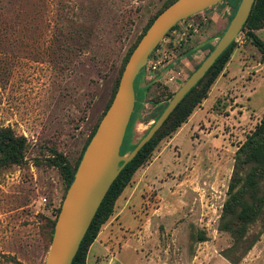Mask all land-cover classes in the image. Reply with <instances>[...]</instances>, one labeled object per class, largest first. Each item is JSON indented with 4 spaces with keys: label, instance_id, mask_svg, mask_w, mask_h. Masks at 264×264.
Wrapping results in <instances>:
<instances>
[{
    "label": "rangeland",
    "instance_id": "1",
    "mask_svg": "<svg viewBox=\"0 0 264 264\" xmlns=\"http://www.w3.org/2000/svg\"><path fill=\"white\" fill-rule=\"evenodd\" d=\"M172 1L0 0V128L26 139L22 162L0 165V264L45 263L68 189L63 163H79L132 50ZM238 1L174 26L177 43L185 36L176 51L181 76L166 85L140 71L121 148L131 151L207 57ZM247 33H239L223 69L204 76L180 105L177 116L193 107L186 121L172 130L174 116L162 128L85 264H264L262 222L250 232L261 229L251 249L229 253L238 262L226 255L232 234L220 228L240 148L264 118V51ZM254 33L264 43V26Z\"/></svg>",
    "mask_w": 264,
    "mask_h": 264
},
{
    "label": "water",
    "instance_id": "2",
    "mask_svg": "<svg viewBox=\"0 0 264 264\" xmlns=\"http://www.w3.org/2000/svg\"><path fill=\"white\" fill-rule=\"evenodd\" d=\"M222 1L175 0L164 8L146 29L132 50L114 97L82 154L56 218L44 264L72 263L100 204L123 166L154 136L185 95L206 75L216 59L242 31L255 0L240 1L213 50L175 91L136 147L121 154L125 133L135 109V81L146 65L149 55L180 21Z\"/></svg>",
    "mask_w": 264,
    "mask_h": 264
},
{
    "label": "trees",
    "instance_id": "3",
    "mask_svg": "<svg viewBox=\"0 0 264 264\" xmlns=\"http://www.w3.org/2000/svg\"><path fill=\"white\" fill-rule=\"evenodd\" d=\"M224 1L225 0H223L222 2ZM240 1L241 0H239L236 6H234V12L230 15L229 21L232 19ZM263 26L264 0H255L252 6L251 13L242 30L247 28V34H249L252 40L256 44H258L264 51V43L254 33V30L259 29ZM234 45L235 40H233L232 43L227 47V49H225L224 52L216 59L213 66L207 71L206 75H208L212 70H215L217 74L223 69ZM213 48L214 46L211 47V51L213 50ZM181 57H183V55ZM202 80L203 78L197 83V85L200 84ZM197 85L194 86L185 95L183 100L178 104V106L164 122L161 128L138 151L136 156L123 166L120 173L110 186L102 203L100 204L71 264H85L88 248L97 237L100 226L111 215L115 200L118 198L122 190L127 186L137 168L146 161L147 157L155 148L156 144L161 138L159 134L162 128L167 124V122L174 118V116H177L176 112L178 111L180 105L184 102L187 96L195 90ZM206 92L207 89L199 98L198 102L201 101L200 99L206 97ZM173 94L169 97L168 100L172 98ZM167 104L165 105V107L167 106ZM164 108L156 116V119L159 117ZM192 109L193 107L188 109L183 114L175 117L176 119L175 123L172 125V130H175L184 121H186L187 117L191 114ZM94 132L95 131H93L92 135L87 141L86 146L89 143ZM263 134L264 118L262 122L257 126V128L248 136V139L240 148V154L242 157L237 159L234 170L235 172L229 184L228 197L224 205L223 214L221 216L220 228L230 232L234 240V245L230 249H228V254H226L227 256H229L232 262H238L241 257L233 258L231 257V255H229V253L231 254L233 252H239V255L242 256L249 249H251V247L258 240V233L261 229L253 233V235H250L253 226H255V224L260 221L262 222L261 227L264 228V141L261 140ZM138 142L132 145L131 150L136 147ZM25 149L26 139L24 136L15 134L8 127L0 128V165L21 163L24 160ZM127 152H130V150L121 148V154H125ZM78 164L74 168H71L67 161L63 163L68 187L74 178V174ZM120 164H122V162H120ZM54 225L55 221H53L51 224L52 234L54 232Z\"/></svg>",
    "mask_w": 264,
    "mask_h": 264
},
{
    "label": "built area",
    "instance_id": "4",
    "mask_svg": "<svg viewBox=\"0 0 264 264\" xmlns=\"http://www.w3.org/2000/svg\"><path fill=\"white\" fill-rule=\"evenodd\" d=\"M184 37L177 43L175 41V30L167 34L153 52L149 55L146 65L143 67L144 79L152 80L158 78L166 85L177 82L181 76L178 71L177 60L181 55H177V49L182 45ZM180 49V48H179Z\"/></svg>",
    "mask_w": 264,
    "mask_h": 264
},
{
    "label": "flooded vegetation",
    "instance_id": "5",
    "mask_svg": "<svg viewBox=\"0 0 264 264\" xmlns=\"http://www.w3.org/2000/svg\"><path fill=\"white\" fill-rule=\"evenodd\" d=\"M138 86H139V83L137 85L135 83L136 99H137V88H139ZM135 109H136V102H135ZM135 109H134V111H135Z\"/></svg>",
    "mask_w": 264,
    "mask_h": 264
},
{
    "label": "crops",
    "instance_id": "6",
    "mask_svg": "<svg viewBox=\"0 0 264 264\" xmlns=\"http://www.w3.org/2000/svg\"><path fill=\"white\" fill-rule=\"evenodd\" d=\"M231 14H232V13H230V15H231ZM230 15H229V17H230ZM228 19H229V18H228ZM181 56H182V55H181ZM181 58H182V57H181ZM140 86H141V89H144V86H145V85L142 83Z\"/></svg>",
    "mask_w": 264,
    "mask_h": 264
},
{
    "label": "bare ground",
    "instance_id": "7",
    "mask_svg": "<svg viewBox=\"0 0 264 264\" xmlns=\"http://www.w3.org/2000/svg\"><path fill=\"white\" fill-rule=\"evenodd\" d=\"M139 124V123H138Z\"/></svg>",
    "mask_w": 264,
    "mask_h": 264
}]
</instances>
